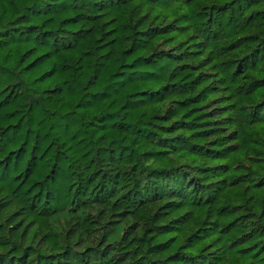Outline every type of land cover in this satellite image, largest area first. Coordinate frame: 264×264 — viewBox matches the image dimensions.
<instances>
[{
  "label": "trees",
  "instance_id": "1",
  "mask_svg": "<svg viewBox=\"0 0 264 264\" xmlns=\"http://www.w3.org/2000/svg\"><path fill=\"white\" fill-rule=\"evenodd\" d=\"M0 264H264V0H0Z\"/></svg>",
  "mask_w": 264,
  "mask_h": 264
}]
</instances>
